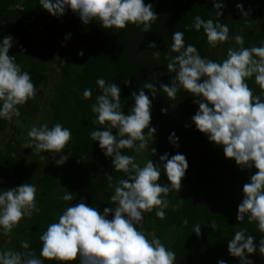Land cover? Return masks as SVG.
Wrapping results in <instances>:
<instances>
[{"label":"trees","instance_id":"obj_1","mask_svg":"<svg viewBox=\"0 0 264 264\" xmlns=\"http://www.w3.org/2000/svg\"><path fill=\"white\" fill-rule=\"evenodd\" d=\"M144 2L151 3L158 16L147 33L134 25L120 30L103 29L95 22L84 25L70 9L63 17L56 18L39 5V0H0V40L7 36L15 39L9 54L16 56L22 71L30 73L37 89L35 99L20 107L19 117L0 119V190L24 183H33L38 190L36 209L31 218L22 219L11 235L0 236V250L23 252L21 242L27 241L39 256L40 236L51 223L58 222L59 215L67 207L82 200L88 206L98 208L101 214L104 208L115 207L110 196L118 182L127 177L114 170L111 158L102 154L98 142H93L89 135L96 128L91 106L101 94L96 84L98 78L120 85L122 103L126 101L122 111L127 115L134 104L130 99L132 92L142 88L145 82L170 84L164 54L176 31L184 32L186 45H195L202 57L216 62L227 57L228 48L237 47L232 40L235 35L244 37L247 48L259 47L264 41V0H218L226 4L219 19L228 25L230 32L229 41L215 49L209 48L203 30H186L197 15L205 20L217 19L212 0ZM238 3L244 5L248 17H243L237 10ZM68 34L71 38L65 40ZM150 42H155L158 47L150 49ZM81 51L82 57L78 55ZM153 51L161 52L159 60L153 58ZM128 79L131 87L124 84ZM247 82L254 94L259 95L260 88L254 78ZM89 88L92 96L85 100L83 92ZM39 89L48 91L38 93ZM145 93L148 94V90ZM38 97L42 99L37 100ZM192 101L193 96L183 91L175 100L159 91L151 110L150 127L157 129L155 142L140 153L122 150L123 154L134 155L141 167L149 159L157 162L166 152L170 157L178 152L183 154L189 165L181 181V190L178 193L172 191L167 197L169 208L165 218H158L154 209L145 213L138 230L149 240L159 239L173 251L176 255L174 264H217L218 260L240 264L238 258L230 256L228 241L239 228H247L257 244L261 238L256 224H249L246 218L239 225L236 219L238 205L243 199V186L258 170L241 171L234 160L225 158L222 148L214 146L196 130L191 117L198 105ZM162 108H167L168 112L162 114ZM44 123L49 127L60 123L71 129V146L56 155L58 160L60 155L71 152L62 166H57L50 153H44L46 159H42L43 154L37 155L32 149L22 147L30 128ZM172 132L179 137V148H174L168 141ZM151 147L156 148L154 156ZM106 174L113 176L111 187ZM159 182L170 183L163 173ZM66 190L74 194L73 201L59 199ZM184 220H188L186 226ZM212 222H215V229L211 227ZM197 225L201 226L199 236L193 232ZM249 258L253 264H264V258L259 254ZM44 264L56 262L45 260ZM71 264H79V261Z\"/></svg>","mask_w":264,"mask_h":264},{"label":"clouds","instance_id":"obj_2","mask_svg":"<svg viewBox=\"0 0 264 264\" xmlns=\"http://www.w3.org/2000/svg\"><path fill=\"white\" fill-rule=\"evenodd\" d=\"M212 3L217 19L205 20L197 15L186 30H203L209 48L215 49L229 41L230 29L219 19L226 4L218 0ZM39 5L56 18L63 17L70 9L84 25L95 22L103 29L120 30L134 25L147 33L158 19L153 5L145 4L144 0H39ZM236 8L243 17L249 16L242 3ZM70 38L68 34L65 40ZM13 40L12 36L0 40L2 120L19 117L20 107L37 95L30 73L22 71L16 56L9 54ZM232 40L237 47L228 48L227 57L216 62L202 57L195 45H186L184 32L176 31L164 54L170 84L145 82L142 88L132 92L130 99L134 104L127 115L122 111L126 101L122 103L120 85L98 78L96 84L101 94L91 106L96 128L89 135L93 142H98L102 154L111 158L114 170L127 177L118 182L110 196L115 207H106L101 214L98 208L88 206L83 200L72 204L40 236L39 256L31 250L29 242L23 241L20 245L23 252L0 250V264H44L45 260L56 264L77 260L79 264H174L175 253L159 239L149 240L138 226L142 227L145 213L154 209L158 218H165L169 208L167 197L170 192L181 190V181L189 167L187 159L179 152L171 157L166 152L157 162L149 159L141 167L134 155L122 152L125 149L144 152L155 142L157 129L150 127L151 110L159 91L170 100H175L181 91L191 94L193 104L198 105L191 117L196 130L214 146L222 148L225 158L234 160L241 171L258 170L243 186L236 219L239 225L246 218L249 224H256L261 238L257 244L247 228L237 226L239 230L228 241V252L240 264H253L249 258L253 254L264 258V41L259 47L247 48L242 35H235ZM148 47L156 49L158 45L150 42ZM78 55L82 57L83 51ZM152 55L159 60L161 52L153 51ZM253 78L260 88L259 95L254 94L247 82ZM124 84L131 87L130 79ZM91 96L92 89H85L82 98L87 100ZM167 112V108L161 109L162 114ZM71 140V129L60 123L52 127L44 123L30 128L22 147L32 149L37 155L43 154L42 159H46L44 153H50L57 166H62L71 152L60 155L58 160L56 155L68 149ZM168 141L179 148L175 132L170 133ZM151 152L152 156L156 155V148L151 147ZM162 173L170 183L159 182ZM106 178L111 187L113 176L106 174ZM37 191L33 183L0 190V236L11 235L22 219L31 218L36 209ZM73 196L66 190L59 199L70 202ZM183 223L186 226L188 220ZM211 227L215 229V222ZM193 232L199 236L201 226H195ZM217 264H226V261L218 260Z\"/></svg>","mask_w":264,"mask_h":264},{"label":"rangeland","instance_id":"obj_3","mask_svg":"<svg viewBox=\"0 0 264 264\" xmlns=\"http://www.w3.org/2000/svg\"><path fill=\"white\" fill-rule=\"evenodd\" d=\"M13 41H14V40H13ZM48 86H49V84H48ZM48 88H49V87H48ZM47 91H48L47 89H46V90L44 89V91H43L42 89H41V90L39 89L38 93H40V92L47 93ZM40 99H42V98H41V97H38L37 100H40Z\"/></svg>","mask_w":264,"mask_h":264}]
</instances>
